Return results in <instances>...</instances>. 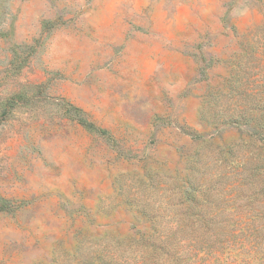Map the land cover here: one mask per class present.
Segmentation results:
<instances>
[{"label":"rangeland","instance_id":"rangeland-1","mask_svg":"<svg viewBox=\"0 0 264 264\" xmlns=\"http://www.w3.org/2000/svg\"><path fill=\"white\" fill-rule=\"evenodd\" d=\"M0 264H264V0H0Z\"/></svg>","mask_w":264,"mask_h":264},{"label":"trees","instance_id":"trees-1","mask_svg":"<svg viewBox=\"0 0 264 264\" xmlns=\"http://www.w3.org/2000/svg\"><path fill=\"white\" fill-rule=\"evenodd\" d=\"M81 123H82L83 125L87 126L89 129L97 130V129L95 128V126H93L92 124H90V123H88V122H86V121H84V120H81ZM98 131H100V130H98Z\"/></svg>","mask_w":264,"mask_h":264}]
</instances>
